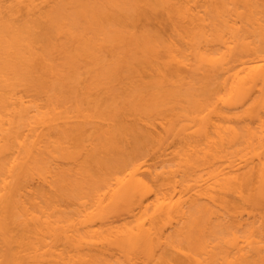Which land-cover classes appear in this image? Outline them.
I'll return each instance as SVG.
<instances>
[{"label":"bare ground","instance_id":"6f19581e","mask_svg":"<svg viewBox=\"0 0 264 264\" xmlns=\"http://www.w3.org/2000/svg\"><path fill=\"white\" fill-rule=\"evenodd\" d=\"M0 264H264V0H0Z\"/></svg>","mask_w":264,"mask_h":264},{"label":"rangeland","instance_id":"374dc122","mask_svg":"<svg viewBox=\"0 0 264 264\" xmlns=\"http://www.w3.org/2000/svg\"><path fill=\"white\" fill-rule=\"evenodd\" d=\"M84 74H85V73H84ZM85 75H86V74H85ZM125 82H126V81H124V83H125ZM116 84H117V81L114 83V85H116ZM120 84H121V83H120ZM120 84H118V85H120ZM118 85L116 86V89H117L118 92L121 93V92H122V85H124V84H121V86H118ZM123 89H124V86H123ZM128 147L130 148V146H128ZM128 147H127V149H129ZM131 147H132V146H131ZM131 149H132V148H131ZM129 150H130V149H129ZM129 150H127V151H129ZM132 150H133V149H132ZM132 150H130V151H132ZM123 151H124V150H123ZM123 151H122L123 154H121V152L114 153V154L112 155V157H111V163L114 164V163H116V161H117L116 164H118V162L120 163V161L122 162V160H123V161H124V160H127V159H128L127 157H126L127 159H125V158L122 159V157H121L122 155H123V157H124V154H125V153H124ZM130 151H129V152H130ZM131 153H132V152H131ZM131 153H129V154H131ZM118 154H119L120 156H119ZM129 154H125V155L128 156ZM117 155H118V156H117ZM120 157H121V158H120ZM119 158H120V159H119ZM118 159H119L120 161H119ZM116 164H114V165H116Z\"/></svg>","mask_w":264,"mask_h":264}]
</instances>
